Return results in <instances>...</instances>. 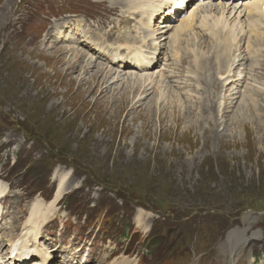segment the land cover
<instances>
[{"label": "rangeland", "instance_id": "obj_1", "mask_svg": "<svg viewBox=\"0 0 264 264\" xmlns=\"http://www.w3.org/2000/svg\"><path fill=\"white\" fill-rule=\"evenodd\" d=\"M199 2L191 0L189 9ZM235 2H226L229 18L245 30L248 16ZM220 3L205 5L216 12ZM114 9L120 6L111 0H0V180L10 188L0 198V257L7 239L23 230L34 195L44 203L53 197L60 170L71 171L70 190L39 234L59 264H229L228 235L242 227L249 238L237 263L264 264V46L254 58L240 38L232 67L221 58L220 70L215 59L196 76L190 49L213 50L205 30H194L198 39L191 37L176 64L170 45L176 15L158 22L151 11L145 18L152 22L133 31L148 57L162 50L144 71L142 92L127 80L142 72L137 65L101 56L85 40H65L112 31ZM80 19L92 27L82 25L87 33L63 28ZM52 26L60 37L54 50H92H84L92 56L89 71L61 63L65 50L45 49ZM99 63L118 73L114 89L102 94L101 75L90 81ZM139 212L149 231L139 225ZM149 232L163 245L149 244Z\"/></svg>", "mask_w": 264, "mask_h": 264}, {"label": "bare ground", "instance_id": "obj_2", "mask_svg": "<svg viewBox=\"0 0 264 264\" xmlns=\"http://www.w3.org/2000/svg\"><path fill=\"white\" fill-rule=\"evenodd\" d=\"M187 1L189 2V0H173V3L175 5H178L179 7H182L187 3L184 9H179L177 6L175 7V5L172 3V0H111L112 3H116L120 6L119 10H113L116 11L115 14L117 15V17L113 19L114 23L112 25V27L115 29H112V31H109L105 34H103L102 32H98L99 35L97 38L94 37L95 33H91V35L83 34L79 37H77L76 34L73 33L69 36L68 39L65 38V40L71 43H76V39H79L81 41L85 40L86 44L90 43L94 48L98 50L99 53H101V56L103 54L105 56L110 57L113 61L122 62L126 66L132 64L137 65V67L135 66L133 68H141L140 70H142V72H138L139 75L133 73L129 74L127 80L129 81L131 87L136 88L137 90L142 92L145 91V88H142L141 85L144 80L143 78L147 79L148 75L147 72L145 73L144 71H147L152 67L157 53H159V57L162 53V50H160L159 47H156L154 49L155 54L153 56L148 57L142 49V44H140V42L137 41L136 37L133 35V31L137 28L138 24L147 25V23L152 22L151 19H147L148 22H146L145 18V16L150 17L152 12L153 14L155 12L158 15L159 19H155L158 22L161 21L160 15H166L167 18H173L174 14L177 13V15H180L175 18L178 22L175 25V30L171 32L172 37L170 43L173 49L172 52L173 56L175 57L174 60H176V64L180 58V52L182 51V49L184 47L187 49H190L192 47V43L190 41L192 40L191 37L194 36L195 39H198V34L200 33L196 34L194 30H205L207 36L210 38L211 48H213V50L209 53V51H206L201 47H196L195 44L194 48L190 49L192 65L189 67V70L196 76L201 72V70H208L207 67L210 64L212 65V61H215V59L217 61L216 64H218L217 68L220 70L221 58L222 61L227 62L229 67H232L234 64L232 50H234L240 38L247 39L248 53L254 58L258 56L260 47L264 46V0H250L245 2L244 8L246 10V13L248 14L247 20L245 22V30L239 22L234 21L233 23H231L232 17L229 18V15H232L233 12L230 13V11H228L226 3H220L219 7H217L218 10L216 12H210L214 5L205 4H208L214 0H200V2L195 7H191L190 9V3H188ZM229 3L230 2H228V4ZM9 6L10 1L5 4V10H7ZM200 6L206 8L204 9V12H206V14H200V11H202V9L198 10ZM237 6L238 5H236V7ZM172 7L174 8V11ZM236 7H234L233 10H235ZM5 10L4 17L7 18L5 26L9 27L8 24H10L12 21L10 20V16L8 14H5ZM122 13H124V15H122ZM168 13L172 14L168 16ZM237 18L239 19V16H237ZM198 22L200 23V26L197 28ZM86 23V20L80 19L78 23L73 26L71 22L66 21L64 22L63 28H65L66 30L74 27L77 28V31L83 30L82 32L87 33L85 31V28L91 30L92 27L87 26ZM82 25L86 27L84 28L82 27ZM150 26H152V24ZM53 28L54 27L52 26L51 29L44 35L45 39L43 40V45L45 49L53 53L56 51L65 50L64 52H62L64 53V57L60 59L62 61L61 63H68V66H70L71 68H73L74 66H78L79 70H82V72L89 71L90 66H92V56H89V53L86 52L87 57H85L84 53L86 49H88L89 51L92 50L88 48V46L79 47L78 45V47H73L70 50L67 49L68 47H61L54 50L55 42H57L60 37L57 36ZM140 28L141 27H138V30ZM149 28L151 29V31L149 32V36L153 37L154 39L157 29H153L151 27ZM142 30L143 29H141V31ZM141 31L139 30V32ZM113 32L118 33L119 36H113ZM111 36H113L112 40H110ZM141 38L142 37L140 36V39ZM184 39L187 41L186 45H182ZM117 42L118 44L112 47V43ZM111 48H114L116 50L124 49L125 53L119 50L117 52L113 51ZM69 51H71L73 54L72 58L66 56L65 54ZM71 59L73 63H76V65L71 62ZM98 74L101 75V78L98 80H103V83H101V85H99L98 83L96 86L97 88L101 89V94L107 93L108 91L110 92L111 89H114L111 88V84L114 79V76L118 74L116 70L114 71L110 67L109 69H107V67H102L99 63L97 65L93 79L90 80L92 83L93 81L97 82L95 77H97ZM85 80L87 81L86 77ZM119 80L120 78L118 79V81ZM140 85L141 88L138 87ZM133 91H135V89ZM113 93L115 92L113 91ZM70 174L71 171L61 172L60 170H57L56 178L58 179V190L56 192L55 197L48 203H44L43 199L39 196L31 202L29 206V218L24 223L23 230L21 231L19 236L17 235L10 239H7V244H5L6 247L8 246L7 253L4 254V257H0V264H6V262L10 263L12 261V257H16V261H22L27 256H29L30 259L40 257L42 258L39 262L30 261L29 264H49L50 262H52V259L54 257L50 256L51 251L48 247L41 246V244L44 242L40 240L39 234L44 224L54 217L58 206L57 202L60 201L63 198V195H65L70 190V188L67 187V182ZM8 188L9 187L7 183H4L0 180V198L7 194V192L9 191ZM142 216V212H139L136 216V219L138 220L139 225L143 226L144 231H147L149 225L145 221V218H143ZM256 234L257 232L254 233V235ZM248 238L249 236L247 233V228L242 227L230 231L226 241L227 243L225 242L229 250V264H238L237 259L239 258L240 253L244 250V247L248 242ZM68 253H71V251H68ZM65 256L66 255H64V257ZM59 257L62 258L63 256L61 255ZM56 259L57 258H55L54 261H56ZM55 264H59V261L55 262ZM108 264H128V260L124 259L123 261H118L116 259L110 261Z\"/></svg>", "mask_w": 264, "mask_h": 264}]
</instances>
